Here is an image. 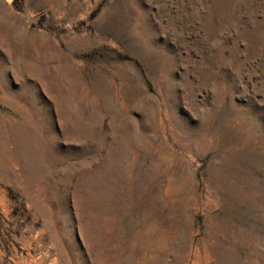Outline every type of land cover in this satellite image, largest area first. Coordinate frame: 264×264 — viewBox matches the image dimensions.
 I'll return each mask as SVG.
<instances>
[{
	"label": "rangeland",
	"instance_id": "1",
	"mask_svg": "<svg viewBox=\"0 0 264 264\" xmlns=\"http://www.w3.org/2000/svg\"><path fill=\"white\" fill-rule=\"evenodd\" d=\"M3 23L0 264H264V0H0Z\"/></svg>",
	"mask_w": 264,
	"mask_h": 264
},
{
	"label": "crops",
	"instance_id": "2",
	"mask_svg": "<svg viewBox=\"0 0 264 264\" xmlns=\"http://www.w3.org/2000/svg\"><path fill=\"white\" fill-rule=\"evenodd\" d=\"M7 29V31H11L13 29V26H11L10 24H7V23H3L2 26H0V35H1V32L3 31V29Z\"/></svg>",
	"mask_w": 264,
	"mask_h": 264
},
{
	"label": "bare ground",
	"instance_id": "3",
	"mask_svg": "<svg viewBox=\"0 0 264 264\" xmlns=\"http://www.w3.org/2000/svg\"><path fill=\"white\" fill-rule=\"evenodd\" d=\"M7 35V34H6ZM1 38V37H0ZM9 36H4V38H2V39H4V40H9ZM22 39V37H20V40ZM10 42V41H9ZM62 94H63V96L64 95H66V92H61Z\"/></svg>",
	"mask_w": 264,
	"mask_h": 264
}]
</instances>
